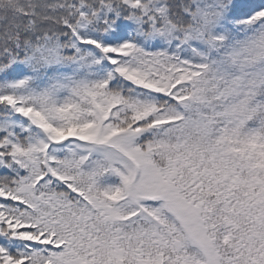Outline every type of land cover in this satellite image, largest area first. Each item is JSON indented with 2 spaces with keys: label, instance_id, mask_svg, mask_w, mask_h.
<instances>
[{
  "label": "snow or ice",
  "instance_id": "snow-or-ice-1",
  "mask_svg": "<svg viewBox=\"0 0 264 264\" xmlns=\"http://www.w3.org/2000/svg\"><path fill=\"white\" fill-rule=\"evenodd\" d=\"M0 264H264V0H0Z\"/></svg>",
  "mask_w": 264,
  "mask_h": 264
}]
</instances>
